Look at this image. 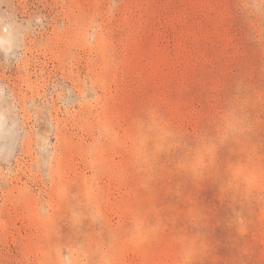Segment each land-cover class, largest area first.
Segmentation results:
<instances>
[{
    "label": "rangeland",
    "instance_id": "1",
    "mask_svg": "<svg viewBox=\"0 0 264 264\" xmlns=\"http://www.w3.org/2000/svg\"><path fill=\"white\" fill-rule=\"evenodd\" d=\"M0 264H264V0H0Z\"/></svg>",
    "mask_w": 264,
    "mask_h": 264
}]
</instances>
